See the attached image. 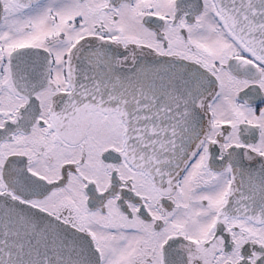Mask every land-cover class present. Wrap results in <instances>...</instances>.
Instances as JSON below:
<instances>
[{
	"label": "snow or ice",
	"instance_id": "snow-or-ice-1",
	"mask_svg": "<svg viewBox=\"0 0 264 264\" xmlns=\"http://www.w3.org/2000/svg\"><path fill=\"white\" fill-rule=\"evenodd\" d=\"M0 264H264V0H0Z\"/></svg>",
	"mask_w": 264,
	"mask_h": 264
}]
</instances>
